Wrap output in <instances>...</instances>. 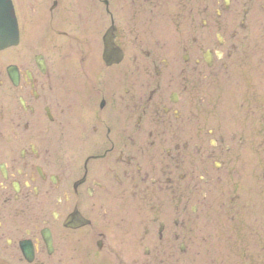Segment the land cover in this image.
I'll use <instances>...</instances> for the list:
<instances>
[{"label":"flooded vegetation","instance_id":"flooded-vegetation-1","mask_svg":"<svg viewBox=\"0 0 264 264\" xmlns=\"http://www.w3.org/2000/svg\"><path fill=\"white\" fill-rule=\"evenodd\" d=\"M6 3L0 264H217L198 214L264 138V0Z\"/></svg>","mask_w":264,"mask_h":264},{"label":"rangeland","instance_id":"rangeland-1","mask_svg":"<svg viewBox=\"0 0 264 264\" xmlns=\"http://www.w3.org/2000/svg\"><path fill=\"white\" fill-rule=\"evenodd\" d=\"M255 130L260 132L245 140L223 190L214 194L210 224L198 214L200 232L211 239L199 237L194 247L201 255L211 248L217 264H264V138Z\"/></svg>","mask_w":264,"mask_h":264},{"label":"water","instance_id":"water-1","mask_svg":"<svg viewBox=\"0 0 264 264\" xmlns=\"http://www.w3.org/2000/svg\"><path fill=\"white\" fill-rule=\"evenodd\" d=\"M9 10L10 7L6 3V0H0V49H3L16 42L17 39L16 28L10 27V25L8 24L9 17H11ZM104 49L103 59L106 62L109 61V57L116 58V52L113 50L110 52V48L106 43V37H104Z\"/></svg>","mask_w":264,"mask_h":264}]
</instances>
